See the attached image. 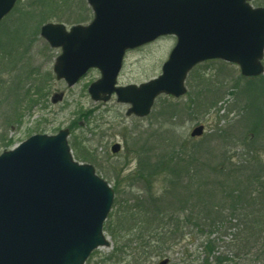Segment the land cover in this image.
<instances>
[{"label": "water", "instance_id": "1", "mask_svg": "<svg viewBox=\"0 0 264 264\" xmlns=\"http://www.w3.org/2000/svg\"><path fill=\"white\" fill-rule=\"evenodd\" d=\"M17 1L0 0V21ZM251 1L87 0L91 22L69 28L47 22L40 35L61 49L53 66L58 80L71 87L97 68L91 98L106 102L116 94L130 105L128 116L146 117L160 95H185L188 73L204 61L235 63L247 77L264 74V7ZM167 35L176 44L161 74L118 85L127 51ZM204 130L198 125L191 136ZM69 135L68 128L33 134L0 154V264H85L95 249L110 245L104 223L115 191L92 164L75 160Z\"/></svg>", "mask_w": 264, "mask_h": 264}, {"label": "trees", "instance_id": "2", "mask_svg": "<svg viewBox=\"0 0 264 264\" xmlns=\"http://www.w3.org/2000/svg\"><path fill=\"white\" fill-rule=\"evenodd\" d=\"M28 1L29 8L19 10L18 14L16 4L0 22V111L5 113L3 122L6 126L20 122L24 102L32 106L37 101L31 95V88H25V81L35 75L30 66L31 51L41 26L52 19L63 21L60 13L72 10L71 0ZM79 2L80 10L89 15L86 1ZM252 3L263 6L264 0H252ZM76 16L70 17L76 19L75 24L86 21L84 14ZM51 77L48 72L44 80ZM247 79L248 83L241 91L246 101L240 105V116L247 122L244 139L248 134L258 135L264 127V75ZM41 90L39 86L37 91L41 93ZM220 91V87L216 93L207 88L205 98L209 108L219 101L216 96ZM167 105L163 116L175 117L173 105ZM237 125H231L229 129ZM70 129L74 131L73 127ZM226 131L227 128H216L215 139L222 138ZM151 132V140L155 143L148 144L152 146H147L141 138L142 133L136 132L130 137L137 166L127 177L130 182L141 184L142 194L131 196L133 204L129 203L130 199H117V220L110 221L112 213L106 220L104 229L117 239L112 255L121 251L124 257L132 256L133 264H146L153 256H168L186 236L187 227L192 229L193 243L202 239L203 264H228L230 250L246 254L256 248L264 255V147L253 145L250 152L243 153L244 157H235L221 147L220 154L213 156L209 137L199 145L180 144L178 147L175 142L165 143L168 137L173 139L175 129L171 125L160 124ZM3 140L4 136L0 134V142ZM12 142L10 139L0 144L7 146ZM251 143L256 141L252 138ZM258 148L263 149L262 153ZM85 151L90 152L86 147ZM84 158L94 161L96 157L88 155ZM116 192L120 196V192ZM234 219L243 224L242 228L230 224ZM226 222H230L226 230L236 229L237 232L225 244L229 251H221L220 238L212 235L222 232ZM131 235H136L135 239L123 241ZM112 255L105 263H113Z\"/></svg>", "mask_w": 264, "mask_h": 264}, {"label": "rangeland", "instance_id": "3", "mask_svg": "<svg viewBox=\"0 0 264 264\" xmlns=\"http://www.w3.org/2000/svg\"><path fill=\"white\" fill-rule=\"evenodd\" d=\"M71 1L72 10L60 11L63 21L57 19L49 21L63 23L69 28L75 24L73 21L76 20V15L84 14L86 16L87 12L83 13L80 10L81 3L79 1L81 0ZM29 2L28 0L18 2L16 12L29 8ZM86 5L89 7L87 1ZM74 16L75 18H70ZM87 16L84 24L93 18L91 8L90 14ZM175 43L176 37L166 36L127 52L118 84H141L156 78L161 73L162 65L167 60ZM31 52L30 66L35 70V75L25 81V88H31V95L37 101L32 106L26 105L24 102L21 108V120L12 126L4 124L5 116L3 114L5 113L0 111V134L4 136L3 141L10 139L13 141L11 145L7 146L0 144V154L19 145L33 134H56L61 129L68 128L70 130L68 140L74 158L80 162L92 164L97 174L105 179L115 191V201L111 210L113 216L110 220L112 222L117 220L116 212L119 209L117 203L115 205L117 199H130L129 203L133 204L134 199H131V196L133 198L142 194L141 184L132 183L127 177L137 166V159L130 138L134 137L136 132L143 134L141 138L145 139L147 146H152L148 144V142L155 143L151 140L152 129L159 128L160 124L171 125L175 132L172 141L170 136L168 137L169 140L165 142L166 144L175 142L179 144L178 147L181 146L180 144L194 146L203 143L205 138L209 137L211 139L210 145L214 148L212 150L213 156L220 154L221 147L227 150L229 154L236 155L235 157H244L243 153L250 152L253 145L264 147V127L258 135L252 134L250 136L248 134L247 138L244 139L247 122L240 116L242 115L240 105L246 101L242 97L241 91L248 83V77L241 74L237 64L215 59L197 65L187 77L188 91L186 95L180 98L162 95L155 101L151 114L145 118H139L128 116L126 112L129 104L119 102L115 94L107 102L95 101L91 98L88 88L90 83L101 77L99 69L89 70L77 84L69 87L64 80H58L53 71L55 59L61 53L60 48H52L39 35ZM48 72H51L52 77L45 81L44 77ZM39 86L42 87L41 93L37 91ZM219 87L221 91L216 96L219 101L214 107L209 108V103L206 102L207 99L205 98L206 90L209 88L212 89L213 93H216ZM25 88L23 90H26ZM168 103L173 105L175 117L163 116ZM238 121L240 123L237 125ZM199 124L205 125L204 134L201 137H190L192 129ZM231 125H237V127L229 129ZM70 127H73L74 131ZM216 128H227L228 131L223 134L222 138L215 139ZM251 137L256 141L255 144L251 143ZM241 139H244L243 142ZM115 143L121 144L119 153L112 152V146ZM85 147L90 152L85 151ZM257 150L262 153L263 149L258 148ZM88 155H93L96 158L94 161L85 160L84 156ZM207 156L205 155V157ZM211 158L213 157L211 156ZM116 190L120 192V196ZM229 223L224 224L222 232L212 235V237L220 238V245L222 243V246H219V249L221 251L228 250L225 244L237 232L236 229L226 230ZM230 224H238L239 228L243 226L235 219ZM185 231L186 236L180 240L178 248L169 252L168 256H153L149 258L146 264H161V261L166 258L169 259V264H203L204 255L200 250L202 239H196V242L194 240L193 243L191 240L194 237L191 236L192 229L187 227ZM104 232L110 241V245L101 246L93 251L85 264H107L105 260L109 255H112L117 247V239L109 231L105 230ZM135 237L136 235L127 236L123 241L135 239ZM133 246L135 245L133 244ZM111 259L113 263L108 264H133L132 256L124 257L121 251L112 255ZM118 259L121 260L118 261ZM228 259V264H264V255L259 253L256 248L246 254L237 250H230Z\"/></svg>", "mask_w": 264, "mask_h": 264}]
</instances>
